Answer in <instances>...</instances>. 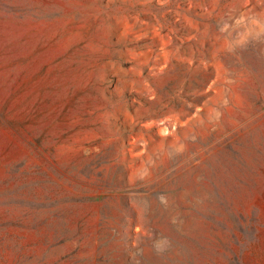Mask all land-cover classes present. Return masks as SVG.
<instances>
[{"label": "rangeland", "instance_id": "1", "mask_svg": "<svg viewBox=\"0 0 264 264\" xmlns=\"http://www.w3.org/2000/svg\"><path fill=\"white\" fill-rule=\"evenodd\" d=\"M0 264H264V0H0Z\"/></svg>", "mask_w": 264, "mask_h": 264}]
</instances>
